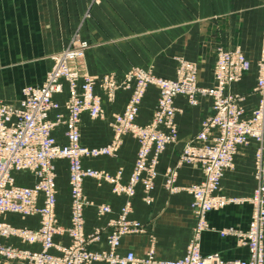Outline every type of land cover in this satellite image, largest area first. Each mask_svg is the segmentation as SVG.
Wrapping results in <instances>:
<instances>
[{
	"label": "built area",
	"instance_id": "obj_1",
	"mask_svg": "<svg viewBox=\"0 0 264 264\" xmlns=\"http://www.w3.org/2000/svg\"><path fill=\"white\" fill-rule=\"evenodd\" d=\"M102 0H91L90 6ZM264 7V0H260ZM259 58L256 63L257 78L253 91L257 105L246 114L239 104V95L229 91L251 68V63L240 48L218 49L212 70L211 84H198L197 65L179 59L174 78H162L150 69L133 67L120 77L113 73L93 76L78 68L79 61L90 47L85 40L75 38L59 52L50 56L51 67L38 86H24L17 105L0 101V238L17 239L26 245H37V250L17 248L0 243V260L22 261L28 264H264V185L259 183L249 198L226 197L220 193L221 179L233 167L238 147L254 141V177L261 180L264 172V26ZM157 89V100L150 121L138 124L136 118L148 87ZM121 92H128L123 110L114 113L109 122L112 137L98 147L80 144L81 116L100 119L104 115L102 99L112 103ZM183 96L190 106L197 105V97L211 100V114L200 121L196 135L183 145L174 164L165 168L164 187L170 193L181 188L174 183L182 165H195L202 179L182 188L191 196L190 210L195 219L191 237L182 257L174 260H157L153 248L143 257L133 252L118 253L122 237L140 234L143 226L129 218L130 199L140 186L143 200L150 202L149 193L158 177L157 165L165 148L177 141L174 99ZM61 129L63 143L55 132ZM124 135H131L137 151L131 173L126 183L121 182V170L111 174L83 164L84 159L113 157L119 150ZM67 163L69 193V224L65 229L57 225L56 167L55 162ZM21 174L31 175L30 185L18 182ZM92 179L106 183L112 194L125 200L113 219L107 223L106 248L89 250L97 241L99 230L84 232L83 183ZM248 202L251 217L245 231L228 227L219 231L221 237L230 235L245 246L248 257L244 260L226 261L218 253L203 255L200 237L211 228L207 214L229 204ZM111 212L107 204L96 207L98 215ZM37 217L35 229L16 227L1 219L5 215ZM65 234L69 243L54 242L56 235Z\"/></svg>",
	"mask_w": 264,
	"mask_h": 264
},
{
	"label": "crops",
	"instance_id": "obj_2",
	"mask_svg": "<svg viewBox=\"0 0 264 264\" xmlns=\"http://www.w3.org/2000/svg\"><path fill=\"white\" fill-rule=\"evenodd\" d=\"M91 0H0V101L17 105L24 86L42 83L49 58L44 55L57 53L73 35L86 40L90 47L79 61L80 70L93 76L113 73L120 77L124 72L139 67L150 69L153 75L174 78L177 61L184 59L197 65L198 84H211L215 55L218 49L240 48L251 63V68L242 78L231 85L229 91L239 95V104L246 114L257 105L258 96L253 91L257 78L256 63L264 26V7L260 0H102L90 6ZM129 93H119L112 103L102 99L104 115L91 120L81 116L80 144L98 147L108 143L112 137L109 126L114 113L123 110ZM157 100V89L148 87L141 101L136 118L138 124L150 121ZM177 108L175 123L177 141L168 145L159 158L158 177L150 191V202L143 200L140 186L130 199L129 218L139 222L144 231L122 237L118 253L130 251L143 257L153 248L157 260H174L184 255L195 225L190 210L191 196L182 188L202 179L195 165H182L178 171L175 187L180 190L170 193L164 187L163 173L174 164L183 145L199 130L202 119L211 114V100L197 97V105L190 106L183 96L174 99ZM61 129L55 132L57 140L64 142ZM257 144L249 141L238 147L233 167L227 169L221 179L220 193L226 197L246 199L256 186L264 185L254 177V152ZM137 151L136 140L124 135L118 152L113 157L84 159L83 164L111 174L121 170V182L126 183L131 173ZM264 167V155L262 158ZM57 225L65 229L69 224V193L67 187V163L55 162ZM65 171V172H64ZM66 173V186L61 178ZM60 174V175H59ZM18 182L33 183L31 175L21 174ZM60 185V186H59ZM59 186V187H58ZM84 232L91 234L99 230L97 241L88 245L89 250L106 248L107 223L117 214L125 197L111 193L106 183L86 179L83 183ZM107 204L111 212L98 215L96 207ZM251 217L248 202L229 204L207 214L211 228L200 237L203 255L218 253L226 261L244 260L248 257L245 246L219 231L228 227L245 231ZM2 220L16 226L35 229L38 218L5 215ZM264 232V227H263ZM54 242L69 243L67 235H56ZM0 243L17 248L37 250V245H26L17 239H2ZM264 247V238H263ZM0 264H28L22 261ZM93 264H106L102 262Z\"/></svg>",
	"mask_w": 264,
	"mask_h": 264
},
{
	"label": "rangeland",
	"instance_id": "obj_3",
	"mask_svg": "<svg viewBox=\"0 0 264 264\" xmlns=\"http://www.w3.org/2000/svg\"><path fill=\"white\" fill-rule=\"evenodd\" d=\"M74 35V34H73ZM73 35H71L68 39H67V43H66V45L65 46H67L72 40H74L75 38L73 37ZM79 39H81V38H79ZM83 40V39H82ZM86 41V40H85ZM64 46V47H65ZM54 53H51V54H48V55H44V57L45 58H49V60L47 61V65H46V73H47V71L50 69V67H51V60H50V56L51 55H53ZM78 66V65H77ZM78 68H79V66H78ZM80 69V68H79ZM45 73V74H46ZM59 162H61V160H58ZM65 161V160H64ZM65 172V171H64ZM60 175V174H59ZM61 178H58V181L59 180H61V185H64L65 184V186H66V173H64L62 176H60ZM60 186V185H59ZM58 186V187H59Z\"/></svg>",
	"mask_w": 264,
	"mask_h": 264
}]
</instances>
